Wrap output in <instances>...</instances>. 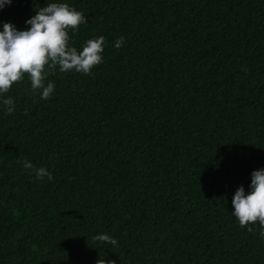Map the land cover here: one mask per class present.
I'll use <instances>...</instances> for the list:
<instances>
[{"label":"trees","instance_id":"trees-1","mask_svg":"<svg viewBox=\"0 0 264 264\" xmlns=\"http://www.w3.org/2000/svg\"><path fill=\"white\" fill-rule=\"evenodd\" d=\"M49 3L85 15L69 46L103 36L102 63L57 68L47 100L27 74L0 94V264H264L232 215L264 169V0H12L0 31Z\"/></svg>","mask_w":264,"mask_h":264},{"label":"clouds","instance_id":"clouds-1","mask_svg":"<svg viewBox=\"0 0 264 264\" xmlns=\"http://www.w3.org/2000/svg\"><path fill=\"white\" fill-rule=\"evenodd\" d=\"M12 0H0V9L10 5ZM25 23L30 25L26 30H18L11 22L3 24L0 31V94L8 93L12 85L23 80L25 74L30 79L33 93L39 92L42 99H49L55 89L52 82L45 85L48 75H55L58 70L65 72H81L90 74L92 69L102 63L105 38L100 36L89 39L81 51L69 46V30L75 32L79 25L87 23L85 15L71 8L67 3H49L36 11V14ZM125 38L121 36L115 42L119 49ZM247 71L246 68L243 69ZM8 114L15 110L11 97L3 99ZM23 168L35 172L36 178L53 179L46 168H34L31 161L25 160ZM250 191L245 192L240 185L232 199L234 211L239 225L259 224L261 238H264V169L254 170L251 174ZM249 232L253 228L248 227ZM99 245H117L112 236L101 233L93 237ZM97 264H101L100 260ZM105 264V262H104Z\"/></svg>","mask_w":264,"mask_h":264}]
</instances>
